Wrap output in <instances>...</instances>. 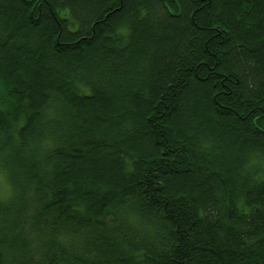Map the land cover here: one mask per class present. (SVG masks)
Segmentation results:
<instances>
[{
  "label": "trees",
  "instance_id": "1",
  "mask_svg": "<svg viewBox=\"0 0 264 264\" xmlns=\"http://www.w3.org/2000/svg\"><path fill=\"white\" fill-rule=\"evenodd\" d=\"M0 264H264V0H0Z\"/></svg>",
  "mask_w": 264,
  "mask_h": 264
},
{
  "label": "rangeland",
  "instance_id": "2",
  "mask_svg": "<svg viewBox=\"0 0 264 264\" xmlns=\"http://www.w3.org/2000/svg\"><path fill=\"white\" fill-rule=\"evenodd\" d=\"M10 194V184L5 172L0 168V199H5Z\"/></svg>",
  "mask_w": 264,
  "mask_h": 264
}]
</instances>
